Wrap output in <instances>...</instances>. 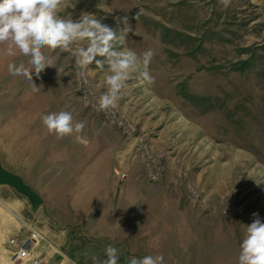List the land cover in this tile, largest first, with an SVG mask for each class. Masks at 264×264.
Here are the masks:
<instances>
[{"label": "rangeland", "instance_id": "374dc122", "mask_svg": "<svg viewBox=\"0 0 264 264\" xmlns=\"http://www.w3.org/2000/svg\"><path fill=\"white\" fill-rule=\"evenodd\" d=\"M83 14L117 34L127 17L115 50L151 49L155 83L134 72L119 107L98 111L107 65L46 52L56 66L33 72V92L8 71L28 57L0 44V264L27 221L46 238L41 264H93L109 244L118 264H238L252 214L264 222V0H64L58 12ZM60 111L85 123L87 146L48 133L41 117Z\"/></svg>", "mask_w": 264, "mask_h": 264}, {"label": "clouds", "instance_id": "9594fccd", "mask_svg": "<svg viewBox=\"0 0 264 264\" xmlns=\"http://www.w3.org/2000/svg\"><path fill=\"white\" fill-rule=\"evenodd\" d=\"M230 0H220L225 7ZM64 0H0V44L7 45V55L18 53L28 57L27 65L9 63L8 71L13 76H23L32 85L33 92H39L33 80L48 67H55L54 59L46 52H69L76 60L77 66L86 68L95 62L98 67L107 65L103 77L107 91L97 99V110L117 109L127 81L134 72L139 71L140 83H155L149 72V65L154 52L149 49L142 56L131 49L115 50V44L123 45L128 34L133 31L124 17L119 34L109 26L102 24L95 16L83 14L78 20L64 19L58 12ZM118 23L120 18H117ZM97 57L103 58L97 59ZM59 71V69H58ZM114 114V113H113ZM48 133L57 139L76 135V140L87 146L88 140L82 135L85 128L83 121L74 122L69 111L52 112L41 117ZM253 221L245 226L240 244L238 264H264V222L259 213H253ZM104 260L91 257L93 264H118L120 250L109 244L105 248ZM129 264H164L162 255H145L132 257Z\"/></svg>", "mask_w": 264, "mask_h": 264}, {"label": "built area", "instance_id": "2783aa9c", "mask_svg": "<svg viewBox=\"0 0 264 264\" xmlns=\"http://www.w3.org/2000/svg\"><path fill=\"white\" fill-rule=\"evenodd\" d=\"M125 174H121L124 177ZM28 230L27 235L12 236L8 239L10 252V260L8 264L28 263L41 264L37 254H33V250L40 245V242L46 241L45 235L36 227L33 222H24ZM20 263V264H21Z\"/></svg>", "mask_w": 264, "mask_h": 264}, {"label": "crops", "instance_id": "0c3cea01", "mask_svg": "<svg viewBox=\"0 0 264 264\" xmlns=\"http://www.w3.org/2000/svg\"><path fill=\"white\" fill-rule=\"evenodd\" d=\"M15 187V186H14ZM43 232V231H42ZM47 252V250H44V248H42V254H44V253H46ZM39 256V255H38ZM41 256V255H40ZM44 256H45V254H44ZM22 264H24V262L22 263Z\"/></svg>", "mask_w": 264, "mask_h": 264}]
</instances>
